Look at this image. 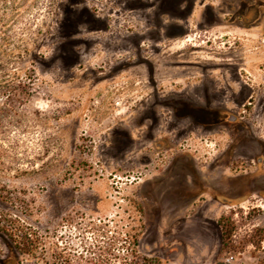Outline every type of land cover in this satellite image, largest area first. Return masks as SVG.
<instances>
[{
    "label": "rangeland",
    "instance_id": "374dc122",
    "mask_svg": "<svg viewBox=\"0 0 264 264\" xmlns=\"http://www.w3.org/2000/svg\"><path fill=\"white\" fill-rule=\"evenodd\" d=\"M260 19L264 0H0V214L44 242L0 231V264H264ZM6 82L30 91L12 110Z\"/></svg>",
    "mask_w": 264,
    "mask_h": 264
},
{
    "label": "trees",
    "instance_id": "16d2710c",
    "mask_svg": "<svg viewBox=\"0 0 264 264\" xmlns=\"http://www.w3.org/2000/svg\"><path fill=\"white\" fill-rule=\"evenodd\" d=\"M21 85L23 83H20ZM21 91L15 88V85L9 82L5 83L6 93V104L12 110L18 104H21L25 101L26 95L30 94V91L26 90V83L23 84ZM23 92V93H21ZM230 221V218L225 216L220 217L218 223L222 227L223 232V248L228 247L229 239L232 236L233 227H227L226 222ZM262 232V241L264 238V229H258ZM0 231L3 232L8 239L13 243L15 249L26 256L36 257L39 251L44 246L42 236L32 228V226L22 222L21 219L12 214H0ZM134 245H136V240H134ZM90 253L95 255L92 257H87L84 259V255L81 253L80 258L85 261V264H108L105 261V256L112 254V248H99L97 251L88 249ZM96 252V253H95ZM131 264H161V261L158 258L148 257L146 255H139L137 250L133 247L131 248ZM264 263V260L260 263Z\"/></svg>",
    "mask_w": 264,
    "mask_h": 264
},
{
    "label": "flooded vegetation",
    "instance_id": "af4514ba",
    "mask_svg": "<svg viewBox=\"0 0 264 264\" xmlns=\"http://www.w3.org/2000/svg\"><path fill=\"white\" fill-rule=\"evenodd\" d=\"M256 27L259 29V37H258V41L257 42V53L259 55V61L257 63L258 66V70L260 73L259 75L261 76L262 81L259 82V84H262L264 79H263V73H264V19H260L258 21V24L256 25ZM239 73L240 70H238ZM230 80L231 82H235L237 81L238 83H240L241 81L248 84L249 83L245 80V79H241L238 78V80H235L233 78V74H230ZM252 87V86H251ZM258 99L256 102V105L258 107H260L261 110H264V86L258 88ZM252 97V96H251ZM251 103H249L250 105ZM244 106H246V104H244ZM264 113V112H263ZM231 118H235V117H231ZM235 120V119H234ZM264 123V115L259 116V126L261 128V131L259 132V139L257 140V143L259 145L260 148V154L257 156L256 158V164L258 167H261L264 164V136L262 135V130H263V124Z\"/></svg>",
    "mask_w": 264,
    "mask_h": 264
},
{
    "label": "built area",
    "instance_id": "2783aa9c",
    "mask_svg": "<svg viewBox=\"0 0 264 264\" xmlns=\"http://www.w3.org/2000/svg\"><path fill=\"white\" fill-rule=\"evenodd\" d=\"M141 174H142L141 172H138V173L132 175L131 178L134 179L135 177L141 176Z\"/></svg>",
    "mask_w": 264,
    "mask_h": 264
}]
</instances>
